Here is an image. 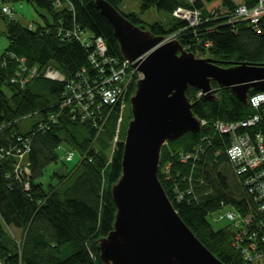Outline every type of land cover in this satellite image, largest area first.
I'll return each mask as SVG.
<instances>
[{
	"label": "trees",
	"instance_id": "obj_1",
	"mask_svg": "<svg viewBox=\"0 0 264 264\" xmlns=\"http://www.w3.org/2000/svg\"><path fill=\"white\" fill-rule=\"evenodd\" d=\"M24 1L44 9L51 20L42 15L44 23L21 24L13 4ZM107 1L141 28L178 39L196 57H210L222 67L264 64V15L256 26L236 17L239 5L252 9L259 0H219L218 8L211 10L208 5L216 0H139L142 12L153 7L169 16L167 21L153 24L136 12L122 11L125 0ZM5 6L12 9V15L3 12ZM178 7L200 11V22L191 25L176 17ZM0 19L8 21V46L0 57V264H105L99 240L113 230L116 205L111 186L122 172L123 141L131 118L129 97L139 73L133 75L126 91L124 108L121 102L101 104L98 109L93 105L84 116L80 107L72 111L73 104H63L64 92L66 82L81 69L94 73L88 59L93 48L60 31L78 25L84 32L102 37L108 55L124 61L113 27L95 0H0ZM47 68L60 72L65 80L46 77ZM33 69L36 74L31 76ZM20 70L21 78L17 76ZM213 87L215 100L188 87L192 111L206 123L199 132L186 133L164 145L158 177L198 239L224 264H245L232 245L230 226L216 230L208 217L228 205L237 210L247 208L246 191L226 152L229 135L217 133L213 124L237 122L253 111L230 88H219L215 82ZM28 117L38 119L23 130L20 123ZM26 140L28 151L24 150ZM63 143L69 149L62 167L68 168L67 162L73 160V149L79 151L80 160L64 172L52 170L44 181L46 169L59 163ZM68 151L73 153L69 160ZM182 154L189 157L183 161ZM17 165L28 173L17 176ZM178 191L183 193L182 199ZM14 230L20 232L19 239L12 234Z\"/></svg>",
	"mask_w": 264,
	"mask_h": 264
},
{
	"label": "water",
	"instance_id": "obj_2",
	"mask_svg": "<svg viewBox=\"0 0 264 264\" xmlns=\"http://www.w3.org/2000/svg\"><path fill=\"white\" fill-rule=\"evenodd\" d=\"M109 20L122 57L142 74L129 97L131 118L123 141L122 172L111 186L113 230L99 240L105 264H224L176 211L159 177L162 149L201 130L186 96L195 87L216 99L215 82L248 106L250 90L264 91V64L219 66L196 57L178 39L165 40L132 23L107 0H95Z\"/></svg>",
	"mask_w": 264,
	"mask_h": 264
},
{
	"label": "built area",
	"instance_id": "obj_3",
	"mask_svg": "<svg viewBox=\"0 0 264 264\" xmlns=\"http://www.w3.org/2000/svg\"><path fill=\"white\" fill-rule=\"evenodd\" d=\"M258 2V5L252 9L243 4L239 5L236 17L248 20L256 26L264 15V0ZM3 12L12 15V9L9 6H5ZM174 15L189 23L191 20L198 24L201 20L200 11L184 7H178ZM60 33L66 38H75L83 45L93 48L88 59L94 71L93 74H88L83 68L74 78L66 82L69 94L64 98L63 104H73L72 111L76 110V106L80 107L84 116L91 112L93 105L98 109L101 104L114 105L121 102V107L124 108L126 91L133 81V75L136 72L139 73L133 63L125 60L120 62L108 55L105 40L91 34L86 35L78 25ZM172 39L174 37L167 38V40ZM21 70L25 71L26 68L21 66ZM21 70L17 73L19 78L23 74ZM35 74L36 69L30 71L31 76ZM45 76L53 80H65V76L53 68H47ZM199 95L203 94L199 92ZM249 106L253 113L247 118L237 122L216 121L213 124L221 134L229 135L226 152L230 165L246 191L247 203V208L224 210L219 214L218 219L227 220L230 223L233 231L232 245L240 251L245 264H264V91L251 94ZM201 123L203 125L206 121L202 120ZM18 140L24 141L22 137ZM24 148L25 151L30 149L28 140L24 142ZM20 157H23L22 153ZM72 157L73 153L69 152L68 159ZM188 157L189 155H182L183 160ZM15 172L17 176H20L22 173L27 174L28 169H22L20 165H17ZM177 193L178 198L182 199L183 193L179 191Z\"/></svg>",
	"mask_w": 264,
	"mask_h": 264
},
{
	"label": "rangeland",
	"instance_id": "obj_4",
	"mask_svg": "<svg viewBox=\"0 0 264 264\" xmlns=\"http://www.w3.org/2000/svg\"><path fill=\"white\" fill-rule=\"evenodd\" d=\"M219 1V0H218ZM220 2V1H219ZM13 8L15 11V15L17 16L19 22L23 25H29L32 24L34 26H36L39 23H44V18L42 15H48L47 12L42 9L41 7L32 4V3H28V2H16L13 4ZM214 8H218V5L213 2L209 5L208 9H214ZM121 10L124 12H136L137 14L140 15L141 19L145 22H147L148 24H153L155 22L158 21H167L169 19V16L165 13V12H161L158 11L156 8H150L146 11L141 10V3L139 0H125ZM48 20L50 21L51 18L48 15ZM190 23L192 24H197V22L191 21ZM7 28H8V21L7 20H3L0 19V57L1 55L5 52L7 46H8V38H7ZM85 34H89V31H85ZM139 78L142 77V74H138ZM138 78V79H139ZM123 116H121L119 118V124L122 121ZM38 118L36 117H28L25 118L24 120L21 121L20 126L23 130H27L29 129V127L31 126V124ZM118 139V137H115V140ZM69 147L66 143H63L62 147L59 149V153H60V159H59V163L57 164H52L50 165L45 173H44V177L43 180L47 181L49 174L52 172V170L54 169H59L61 171H65L68 168L72 167L74 164H76L79 160H80V153L78 150L73 149L75 155L72 161L67 162L68 168L62 167L61 165V161L62 159L65 158V154H66V150H68ZM69 154V151L67 153V155ZM68 157V156H67ZM69 160V159H68ZM167 169V167L165 168V170ZM231 208L229 205L226 206L223 209H220L214 213H212L211 215H209L208 219L211 222L212 226L214 229L218 230L221 228H225V227H229L230 223L227 220H219V214L221 212H223L224 210H227ZM12 234L19 239V235L20 232L18 230H14L12 232Z\"/></svg>",
	"mask_w": 264,
	"mask_h": 264
},
{
	"label": "bare ground",
	"instance_id": "obj_5",
	"mask_svg": "<svg viewBox=\"0 0 264 264\" xmlns=\"http://www.w3.org/2000/svg\"><path fill=\"white\" fill-rule=\"evenodd\" d=\"M83 45V44H82ZM83 46H85V47H90L91 48V46H87V45H83ZM91 54V53H90ZM89 54V55H90ZM128 90V89H127ZM251 91V90H250ZM258 92V91H257ZM250 93V92H249ZM67 94H69V92H68V90H67V88H66V91L64 92V95L66 96ZM251 94H249V96H250ZM249 96H248V105H249ZM216 132L217 133H220L217 129H216ZM221 134V133H220ZM24 139V138H23ZM25 139H27V138H25ZM182 155H184V154H182ZM182 157V156H181ZM183 160V159H182ZM183 161H185V160H183ZM229 163H230V161H229ZM16 169H14V171H15Z\"/></svg>",
	"mask_w": 264,
	"mask_h": 264
},
{
	"label": "crops",
	"instance_id": "obj_6",
	"mask_svg": "<svg viewBox=\"0 0 264 264\" xmlns=\"http://www.w3.org/2000/svg\"><path fill=\"white\" fill-rule=\"evenodd\" d=\"M242 0H236L237 3H241ZM215 3L219 6L220 5V2L218 0L215 1ZM209 7V5H208Z\"/></svg>",
	"mask_w": 264,
	"mask_h": 264
},
{
	"label": "flooded vegetation",
	"instance_id": "obj_7",
	"mask_svg": "<svg viewBox=\"0 0 264 264\" xmlns=\"http://www.w3.org/2000/svg\"><path fill=\"white\" fill-rule=\"evenodd\" d=\"M125 107H126V105H125Z\"/></svg>",
	"mask_w": 264,
	"mask_h": 264
}]
</instances>
